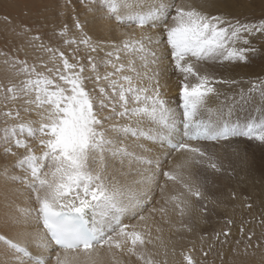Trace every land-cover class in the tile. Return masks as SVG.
<instances>
[{
	"label": "snow or ice",
	"instance_id": "snow-or-ice-1",
	"mask_svg": "<svg viewBox=\"0 0 264 264\" xmlns=\"http://www.w3.org/2000/svg\"><path fill=\"white\" fill-rule=\"evenodd\" d=\"M90 2L97 8L89 11L98 12L101 19L116 24H134L141 29L150 26L157 30L156 34L125 38L120 45H113L106 53L107 59L99 63L93 56H88L92 74L88 76L84 75L86 69L83 65L69 63L64 53L59 52L63 69L57 67L54 74L62 84L26 61L18 58L5 61L6 72L24 78L15 84L9 83L4 99L15 101L19 98L23 103L15 111L0 113V117L6 120L18 121L6 123L0 129V143L7 145L3 149L5 154L11 152L15 155L12 145L25 150L14 167L27 175L10 176L5 170L0 182L14 184L21 181L31 189L37 207L19 211L26 218L25 222L34 220L42 226L32 234L33 246L49 255H34L27 242L21 244L0 234V242L6 245L0 249V256L4 257L0 264H46L47 259H53L54 264H69V254L74 260L84 257L82 264H95L93 256L99 254V249H107L115 264H122L117 259L119 255L135 257L141 264H160L148 246L155 247L156 241H161L160 246L166 248L162 236L153 237L149 217L138 216L151 202L150 194L159 183L160 174L182 189L166 196L164 206L150 210V215L163 214L167 223L168 206L183 217L191 207V198L197 202L208 200L205 195L207 178L200 183H189L179 169L207 160V168L215 173L223 171L204 148L187 141L227 144L235 138H246L264 146V115L234 122L230 118L231 108L228 118H225L223 108L218 109L213 118L212 110L206 107L209 96L217 94L215 84L236 82L217 80L209 74H201L196 67V63L202 61L247 62V54L257 50L238 44L249 45L248 37L264 33V20L241 22L221 14H209L201 10L204 5L201 8L176 6L173 15L174 0ZM75 27L81 31L79 44L93 53L104 50L102 43H93L83 32L84 25L79 20ZM64 43L75 44L77 41L65 40ZM30 46L41 53H51L49 59L52 61L57 58V51L44 44L37 46L30 42ZM161 46L163 50L158 51ZM169 53L171 65L182 77L178 92L180 113L162 95L161 61ZM121 54L128 57L126 63L121 62ZM100 63L110 66L112 71L100 75ZM153 65L157 67L153 69ZM47 71L53 72V69ZM93 76L98 95L94 94L95 89L89 91L87 88ZM145 80L147 84H144ZM101 81L105 83L101 85ZM252 93H259L264 100V80L252 83L247 95L242 91L240 102L249 103ZM21 109L25 113L35 112L39 118L38 126L36 121L21 120ZM98 110L108 114L101 116ZM203 112H209V117L204 118ZM114 118L126 119L129 123L106 127L105 122ZM26 137L38 141L42 149L40 154L34 152ZM129 137L159 145L161 155L150 158L129 151L124 143ZM173 151L186 153L187 158L176 166V171H165L162 160ZM110 161L113 170L117 164L121 170L127 165V172L120 174L138 175V178L122 184L109 170ZM137 185L141 187L137 189ZM164 187L160 185L162 193ZM200 210L207 209L201 207ZM137 216L143 222L139 226L123 223V219H136ZM14 222L19 221L14 218ZM155 232L162 233L160 225L155 226ZM223 235L227 239L230 233L225 231ZM55 249L60 251L51 257L50 253ZM182 255L187 264H195L191 255Z\"/></svg>",
	"mask_w": 264,
	"mask_h": 264
},
{
	"label": "bare ground",
	"instance_id": "bare-ground-1",
	"mask_svg": "<svg viewBox=\"0 0 264 264\" xmlns=\"http://www.w3.org/2000/svg\"><path fill=\"white\" fill-rule=\"evenodd\" d=\"M263 2L264 0H250L249 2L247 0H174L172 14H175L174 9L176 6H192L201 8V6L204 5L201 10L207 11L209 14H221L230 19H238L241 22L258 23V6H264ZM22 3L23 0L20 1V6ZM95 8H97V5L91 3L90 0H31L23 5L22 10L26 12L25 16H27L28 18L32 17V20H35V24L33 25L34 27L45 26V29L43 30L42 27L38 34H40L42 38H50L49 46H55L57 53L64 51L63 53L68 58L69 63H78L80 65H83L86 69L84 75L88 76L92 75L90 72L88 56H93V58L99 63L100 61L107 59L106 53L112 50L113 45H120L125 38H139L142 34L155 35L157 31L156 29H153L150 26L141 29L137 28L134 24H116L115 22H110L101 19L98 12L89 11V9ZM55 9L57 10L56 13ZM73 12L74 14L73 16H71ZM57 14L58 16H56ZM51 15H53V19H57V22L59 21L61 16V18L66 19V22H69L70 25L61 31L57 30L56 28L55 30L59 31V33L55 32L50 37L49 35L52 30V26L56 25L55 23L52 24L53 21L51 20ZM77 20H79V22L84 25L83 32L87 34V36L91 37L93 43H102L104 48L103 51L98 50L97 52L93 53L85 45L78 43L81 38V31L74 26V23ZM170 21L171 16L169 17V22ZM38 23L43 24L39 25ZM69 35L74 37L78 36V39L75 38V40L77 41L75 45L64 43L65 40H72ZM259 37L258 33L251 37H248V39L250 40L249 45H244L242 43L238 44L239 47H254L257 50L256 52H251L247 54L248 60L245 64H240L238 62L213 63L208 61L196 63V67L201 74H209L215 77L217 80L236 82L235 84L217 83L214 85L217 89V94L210 95L206 105L208 109L212 110L213 118H215L214 113L220 108H223L225 118H228V110L229 108H231L232 111L230 118L237 119L240 121H246L249 118L254 117L259 118L264 115V105L261 104V107V105H258L259 102L257 103V99H255V97L258 96L257 93H255V95L253 96L251 95L254 98H252L253 101L251 100L249 103L240 102L241 92L243 91V93L246 95L248 90L252 87V83L258 82V79L253 77L258 76V70L262 71L261 67L264 62L263 64H261V58H264V43H260L261 46L258 50V39H261ZM35 45L37 44L35 43ZM60 45H63V47H61ZM68 50H70V52ZM162 50L163 46H161V49H159L158 51ZM261 52H263V55L260 54ZM127 59V56L121 54V62L126 63ZM138 65L139 62L137 61V66ZM161 66H163V72L160 77L162 95L165 97L166 100H168L170 106L174 107L177 113H179L178 108L175 107L177 101V96L175 94L179 87V81L180 79H182V77L180 76V74L175 72L173 66L171 65L169 54L165 59L161 61ZM57 67L61 70L63 69V65L59 59L58 61H53V63L50 64L49 68H52L53 72H47V75L57 80L58 83L62 84L63 82L59 81L58 76L54 74L55 69ZM151 67L155 69L157 66L153 65ZM106 71H112L111 67L100 63V66L98 68L99 74L103 75ZM141 71H143V69H141ZM15 77L16 78L13 79H15V83H17V78L20 76ZM192 82L195 81L193 80ZM104 83L105 82L101 81V85H103ZM137 83H139V81H137ZM147 83L148 81L145 80L144 84ZM87 88L89 91L95 89L96 91L94 94L98 95V89L94 82V76L92 80L88 81ZM20 101L23 102L22 100ZM20 101H15L16 106L21 105ZM259 113L261 115H258ZM98 114L103 116L107 115L108 113L107 111L98 110ZM209 115V112L202 113V116L209 117ZM27 116L36 119V124H38L39 118L35 112H33L31 115V113H25L22 110L20 113V118L22 120H27ZM0 120L4 121L6 119L0 117ZM7 121L10 122V119H7ZM114 123L124 124L129 123V121L126 119L117 120L114 118L112 120L106 121L105 126L107 127V125ZM132 123L135 124V121L133 120ZM0 129H2L1 126ZM242 139L243 138H235L232 140H234L233 142H236ZM124 143L128 145L129 151H135L138 154H142L150 158L158 157L161 155L162 150L160 149L159 145L144 139L137 140L135 138L129 137L125 139ZM213 143L216 142H195L190 144H192L193 146L203 147L205 145H212ZM223 143L224 142H220L216 144L223 145ZM137 145H143V147L140 148L137 147ZM4 147L6 146L4 145ZM2 148V143H0V176H3L5 174V170H7V173L10 176H16L18 175V173L21 174V176L19 177L26 176L27 173H25L22 169L18 168V172L14 168V165L21 151H12L15 153V155H13L12 153L5 154ZM41 150L42 149H39V151H36L35 153L38 155L40 154ZM186 158V153H177L174 151L170 152L167 156V159L162 160V168L166 171H176V166L178 164H182ZM193 164L194 162L190 163L185 168L179 169V171L183 173V178L187 182L199 183L198 180L195 178ZM109 170L112 171L113 175L117 176V178L122 184L138 178V175L128 176L120 174L121 172H127V165H125L124 169L121 170L119 165L117 164L115 165V170H113V165L110 161ZM158 181L159 183L155 186L153 192L150 194L151 202L141 213L138 214V216L145 215L149 217L148 223L153 225V237H155L156 235L162 236V242L164 245H166V248H162L160 246L161 241H156L155 247H153L152 245L148 246V250L153 254V258L157 261H160V264H165V261L166 264H187V262L183 259L182 254L191 255L193 260L195 261V264H217L218 262H214L212 258L213 251H216L218 254H220L217 255V258L218 256L220 258L221 254L223 253L222 257H224L225 259L222 261V264H251L257 261L264 263V249H262V247L256 248L255 246V244L258 242V239H260L258 238V230L260 229L257 228L256 230L254 228L253 231V229L251 228L252 230L250 231H253L254 233H252L253 236L252 239H250V247L246 246L245 244L234 245V241H236V237L238 235L236 234V230L235 232H231V240L234 243L232 249H230L232 245H228V237L227 239H225L223 235L225 230H228L226 229V227L228 226V221L227 223H225V221L224 223H222L221 227H218L223 228L224 230L222 229V231L213 232V234L211 233L208 235L206 231V235H204L205 233L202 234V231H205L206 226H208L209 224L207 225L208 221L206 220L204 213L201 212V207H198L201 202H197L195 198H191V207L188 209L187 215L183 217L177 215L176 212L172 211L171 206H168L169 211L167 213V223L164 222L163 214L159 212L150 215V210L152 208L159 209L161 206H164V199L166 198V196L175 194V192L182 190L179 184H174L171 181H166L162 173L158 177ZM160 185H165L163 193L161 192ZM139 187L141 186H136L137 189ZM209 199L210 198H208L207 201H203V203L204 205H208V207L210 208L214 206V204ZM36 207L37 204L31 189L27 188L23 182L17 181L14 184L11 182H9L8 184H3L2 182H0V234L5 235L9 239L16 240L21 244H25L27 242L29 250L34 253V255L43 254L45 256H48L49 253L43 252L42 249H38L33 246L32 234L38 231V229L41 227L38 226L34 220H29L28 222H25L26 218L19 211L21 209H35ZM234 209L236 210V208ZM138 216L136 219L125 218L123 219V223L130 225L134 224L139 226L143 222L139 221ZM241 216L242 215H239V218ZM248 217L247 219H250L251 216L249 218ZM14 218H16L19 222H14ZM235 220L238 219L236 218ZM242 221L241 225L237 226H243ZM248 222L251 223L250 220H248ZM255 223L258 224V222ZM213 224L211 225L214 226ZM238 224H240V222ZM156 225L161 226L162 233L158 234L155 232ZM184 225H186L187 227H183ZM215 226L217 227V225ZM250 231L248 230L247 233ZM216 233H221V236H219L218 238V243H216L215 241H213L214 243H210L209 240L213 238ZM240 233L241 232H239V234ZM242 240L239 241L243 242ZM245 241L247 240L244 239L243 243H245ZM5 247L6 245L3 242H0V249H4ZM197 249L200 250L197 251ZM57 251L60 250L52 251L50 253V256L55 257ZM0 259H4V257L0 256ZM117 259L122 261V264H141V262L138 261L135 257H129L126 255H119ZM83 260L84 257L82 256L79 258V260H74L71 254H69L68 257L69 264H82ZM93 260L95 264H115L107 249H99V254H94ZM209 261L213 262L210 263ZM47 262L54 264L53 259H47Z\"/></svg>",
	"mask_w": 264,
	"mask_h": 264
},
{
	"label": "rangeland",
	"instance_id": "rangeland-1",
	"mask_svg": "<svg viewBox=\"0 0 264 264\" xmlns=\"http://www.w3.org/2000/svg\"><path fill=\"white\" fill-rule=\"evenodd\" d=\"M20 1L21 0H0V85H4V88H0V113H3L6 110L15 111L17 108L20 107V105L16 106L15 101L21 100L18 98L15 101L13 100L5 101L4 99L5 89L7 88L9 83L15 84V79L13 78H16L13 74L5 71V61L6 60L12 61L18 58L21 61H26L29 65H35L37 71H42L45 72V74H47L48 72L47 69H49L50 64L53 63V61L49 59V57L52 54L51 53L42 54L38 49L34 50L30 46V42L34 44L36 43L37 46L40 44H44L46 47L56 50L55 46H49L50 38L45 39L42 38L40 34H38V32L41 30L42 27L43 30L45 29V26L34 27L33 25L35 24V20H32V17L28 18L27 16H25L26 12L22 10L23 5L31 0H23L21 6H20ZM247 1L249 2L250 0ZM56 12L57 10L55 9V13ZM73 14L74 12L71 14V16H73ZM56 16H58V14ZM51 20L53 21L52 24L55 23L56 25L52 26V30L49 35L50 37L55 32L59 33V31L63 30L64 28L70 25L69 22H66V19L61 18V16L59 21L57 22L56 21L57 19H53V15H51ZM261 20H264V6H258V23ZM38 24L42 25L43 23H38ZM75 24L76 21L74 23V26ZM56 28L59 31L55 30ZM36 37L39 38L36 39ZM70 37L72 39L75 38L78 39V36L77 37L70 36ZM258 37L261 38L260 40L258 39V50H259L261 46L260 43H264V38H263L264 33H258ZM60 46L63 47V45ZM68 51L70 52V50ZM260 54L263 55V52H261ZM58 59H59V55L57 53V58L54 61H58ZM261 59H262L261 64H263L264 58ZM238 63L245 64L246 62H238ZM261 70L262 71L258 70V76L253 77V78H257L258 81L264 80V64L262 65ZM23 78L24 77L21 75L17 79L19 81ZM257 94L258 96L255 97V99H257V103L259 102L258 105L261 104L264 105V100L260 99L259 93ZM251 95L253 96L255 95V93H252ZM22 103L23 102H21L20 104ZM21 111L22 109L20 110V113ZM260 113L258 115H261ZM29 119L36 121V119L27 116V120ZM17 122H18L17 120H13V119H10V122L7 120L4 121L0 120V126L1 128H4L6 123L15 124ZM36 126H38V124H36ZM27 139L29 140L30 146L33 148L34 152L36 151L38 152L39 149H41V146L38 144L37 140L33 138H27ZM233 141L234 140H230V142H228L227 144L223 143V145H218L216 143H213L212 144L213 146L205 145L201 147L207 151L209 156L214 158L215 162H217L219 165L222 166L223 171L221 173H215L211 169L207 168V164H208L207 160H205L201 164H196V163L193 164L195 178L198 180V182L200 183L205 178H207V180L209 181V183L205 185V195L208 198H210L209 200H211L215 206L209 208L208 205H204L203 201H200L201 203L200 205H198V207H204L207 209L203 213L206 220L208 221L207 225L208 224L209 225L206 226L205 231L204 230L202 231V234H204L206 231H207L206 232L207 235L211 233L213 234V232L222 231L223 228H218V227H221L222 223H224L225 221H226L225 223H227L228 221L227 223L228 226L226 227V229L228 230L225 231H228L230 233V236H228V245H232L230 247V249H232L234 242H235L234 245H241V244H245L246 246L251 245L250 239H252L253 236L252 233H254L253 232L254 228L256 230L258 228L261 230V231L258 230V238L260 239H258V242L255 244V246L256 248L262 247V249H264V146H261L254 141H249L246 138H243L242 140H238L236 142ZM4 145L5 144L2 143V147H3L2 149L5 148ZM5 146L7 147V145ZM11 147L13 148L12 151L15 150L21 151V153H19L20 155L18 159L20 158V156L22 157L25 154L24 149H18L14 145H12ZM8 154H11V152H9ZM14 168L18 171V168L16 167ZM16 176H21V174L18 173V175ZM234 208H236V210ZM238 214L242 216L239 218ZM248 216L249 217L251 216L250 219H247ZM236 218L238 220H235ZM245 219L247 222L245 221ZM248 220H250L251 223H249ZM229 221H231V223H229ZM241 221L243 226H237V225H241ZM212 222L213 223L216 222V223L213 224ZM239 222L240 224H238ZM255 222H258V224ZM211 224H213L214 226H212ZM215 225H217V227ZM241 227L243 231H241ZM251 228L253 229V231H250L252 230ZM235 230L238 236L236 237V241L233 242L231 240V236H232L231 232H235ZM248 230L250 232L247 233ZM239 232L241 233L239 234ZM245 232L247 233V235ZM206 233L204 235H206ZM249 233L251 234V236ZM217 234L218 233H216L215 236H213V238L209 240L210 243L213 241L218 243ZM219 234H220L219 236H221V233ZM239 238H242L243 240ZM244 239L247 240L245 241V243H243ZM239 240H242L243 242ZM236 242L239 244H237ZM198 250L200 249H197V251ZM215 252L216 251L212 252V258L214 262L216 261V263L218 262L217 264H222V261L225 259L224 257H222L223 253L221 254L220 258L219 256L217 258V255L220 254ZM212 262L213 261H211L210 263ZM251 264H264V263L257 261Z\"/></svg>",
	"mask_w": 264,
	"mask_h": 264
}]
</instances>
